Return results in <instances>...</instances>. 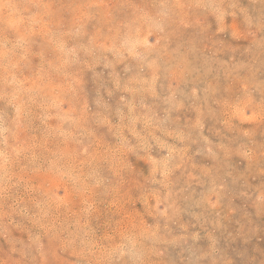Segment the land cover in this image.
I'll return each instance as SVG.
<instances>
[{
  "label": "rangeland",
  "instance_id": "374dc122",
  "mask_svg": "<svg viewBox=\"0 0 264 264\" xmlns=\"http://www.w3.org/2000/svg\"><path fill=\"white\" fill-rule=\"evenodd\" d=\"M0 264H264V0H0Z\"/></svg>",
  "mask_w": 264,
  "mask_h": 264
}]
</instances>
